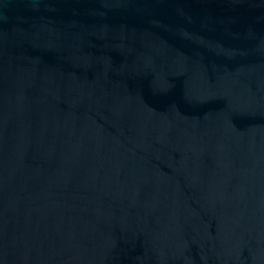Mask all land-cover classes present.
<instances>
[{"label":"water","instance_id":"water-1","mask_svg":"<svg viewBox=\"0 0 264 264\" xmlns=\"http://www.w3.org/2000/svg\"><path fill=\"white\" fill-rule=\"evenodd\" d=\"M0 264H264V0H0Z\"/></svg>","mask_w":264,"mask_h":264}]
</instances>
